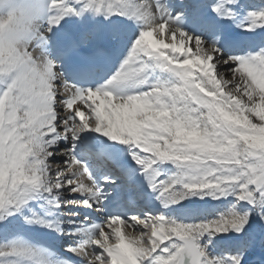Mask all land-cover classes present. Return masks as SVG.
I'll return each mask as SVG.
<instances>
[{"label":"snow or ice","instance_id":"1","mask_svg":"<svg viewBox=\"0 0 264 264\" xmlns=\"http://www.w3.org/2000/svg\"><path fill=\"white\" fill-rule=\"evenodd\" d=\"M237 6L244 7L239 0L208 4L225 20ZM87 12L132 20L138 34L121 19L102 31L55 35L65 17ZM182 16L173 17L166 0H50L47 7L42 0H0V229L12 228L10 217L19 215L25 224L61 232L59 224L24 215L33 200L52 211L102 210L104 193L75 155L76 142L94 132L129 148L164 208L195 196L231 195L251 211L241 214L234 205L215 220L189 224L162 214L110 217L68 253L81 264H245L257 245L248 234L250 218L264 223V46L229 55L218 46L219 29L211 41L192 37L179 26ZM249 19L246 31L264 28V10ZM121 47L128 54L119 69L93 88L98 61ZM150 68L173 80L125 91L146 84ZM66 71L85 86L69 82ZM61 141L66 147L58 151ZM163 162L177 169L166 181L159 180ZM233 232L232 255L212 256L202 243ZM0 264L54 262L14 241L0 248Z\"/></svg>","mask_w":264,"mask_h":264},{"label":"bare ground","instance_id":"2","mask_svg":"<svg viewBox=\"0 0 264 264\" xmlns=\"http://www.w3.org/2000/svg\"><path fill=\"white\" fill-rule=\"evenodd\" d=\"M210 1L211 0H209V2ZM46 2L49 4L50 3V0H46ZM169 2H171L172 5H177L178 6V4H175V2H178V3H180L179 5H181L183 7H188V6L191 7L189 1H187V0H183V1L169 0ZM69 3H71L70 0H69ZM239 4L244 6L243 9H240L239 8L241 10V14L244 13L243 14V16H244L245 15V11H246L245 9L250 8V4L247 2V0H239ZM209 10H210V13H212L211 12V9H209ZM189 16H191V14H189ZM233 17H235V14L233 15ZM105 20H107V22H108V24L110 26L112 24V21H117V20H120V19H118L116 16L111 17V19H105L103 15H95V14H93L91 12H87V13H84L83 15L79 16V17L75 16L73 18V28L75 29L76 32L79 31L82 27L83 28H87L89 30H101L102 31V24H104V21ZM221 20H223V19L222 18H218L217 23L220 24V21ZM232 20H230V21L232 22ZM243 21H244V23L242 25V28H240V25H237V24H234L233 25L234 27H237L236 28L237 30H241L240 32H236V33H242V34H244V33H247L248 32L245 29H247L248 27H250L249 25L251 24V21H250L249 17L246 18V19H243ZM186 22H187V19L184 18V17H182L181 21L179 22V26L186 33L190 34V36L196 37V38H201V39L206 40V41H211V40L215 39L216 38L215 32H216L217 29H219V31L222 34L219 37V44H218V46L221 47L222 50L226 53V47H228V45H231L232 42L227 43L225 41L224 38L228 35V33H226V35L224 36V33H223L224 30L223 29H220L219 25L216 28H213L212 30H210L209 32H207V35L201 37L200 36V33L194 32L193 26L191 27V25L188 24V22L187 23ZM230 26H231V24H228L227 29H229ZM203 27H204V25H203ZM256 30L257 31L264 32V28H258ZM227 31L228 30H226V32ZM210 36L213 37V38H211ZM114 59H116V57H114ZM127 90L128 89H126L125 91H127ZM108 145L109 144L107 143L106 144V147H108ZM139 179L140 178H135L132 181L136 185H138V183L140 181ZM143 189H149L147 180L144 181ZM185 201H187V200H185ZM171 206H175L177 208V204L176 205H171ZM180 213H182V215H184V212H180ZM223 240L225 241L226 239H223ZM253 264H257V263L253 262ZM260 264H264V262L263 263H260Z\"/></svg>","mask_w":264,"mask_h":264},{"label":"rangeland","instance_id":"3","mask_svg":"<svg viewBox=\"0 0 264 264\" xmlns=\"http://www.w3.org/2000/svg\"><path fill=\"white\" fill-rule=\"evenodd\" d=\"M65 148V145H64V142L63 141H61V143H60V147L57 149L58 151H62L63 149ZM62 161L61 160H59V159H57V160H55V163H57V164H59V163H61ZM173 171V170H172ZM175 172V171H174ZM71 196H68V195H65V197L63 198V199H67V200H73L72 198H70ZM223 198H231L232 200H233V196H231V195H228L227 197H221V199H223ZM234 202L235 203H237V201L235 200V198H234ZM242 203V202H241ZM241 203H239L238 205H242ZM71 208V207H70ZM249 210H250V208H248ZM237 211H238V209H237ZM69 214V213H68ZM258 217L259 216H257V215H255V214H253V219H258ZM250 222H252V218H250ZM260 224H261V222H260ZM227 234H229V233H222V234H220V235H217L218 237H221L222 235L223 236H225V235H227ZM0 242H1V240H0ZM9 245V243H5V242H1L0 243V248H4V247H7ZM208 251H210V249L208 248ZM213 256V255H212Z\"/></svg>","mask_w":264,"mask_h":264},{"label":"water","instance_id":"4","mask_svg":"<svg viewBox=\"0 0 264 264\" xmlns=\"http://www.w3.org/2000/svg\"><path fill=\"white\" fill-rule=\"evenodd\" d=\"M233 239H234V240H237V239H236V234H235L234 232H233Z\"/></svg>","mask_w":264,"mask_h":264}]
</instances>
